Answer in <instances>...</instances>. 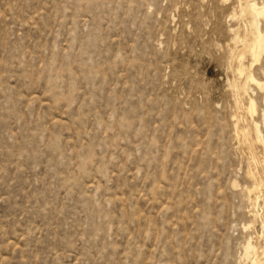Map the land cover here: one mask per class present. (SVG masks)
Segmentation results:
<instances>
[{"label":"rangeland","instance_id":"374dc122","mask_svg":"<svg viewBox=\"0 0 264 264\" xmlns=\"http://www.w3.org/2000/svg\"><path fill=\"white\" fill-rule=\"evenodd\" d=\"M247 1L0 0V264L264 262Z\"/></svg>","mask_w":264,"mask_h":264},{"label":"bare ground","instance_id":"6f19581e","mask_svg":"<svg viewBox=\"0 0 264 264\" xmlns=\"http://www.w3.org/2000/svg\"><path fill=\"white\" fill-rule=\"evenodd\" d=\"M249 1V0H248ZM247 1V2H248ZM247 8L251 11V12H253V14H255V16L258 18V20L257 21H255L254 20V22L253 21H251V22H253L252 24V27H253V29H254V32H253V37H254V39H255V42H256V44L258 45H260V44H262V43H264V31H262L261 29H260V26H259V21H260V19H262L263 17H264V2H262V4H260L258 1H256V0H253L252 2H248V4H247ZM250 23V22H249ZM245 38V37H244ZM252 45V44H251ZM253 46V48H251L252 49V51L254 52V53H258L259 51H258V49H257V52H256V45L254 46V45H252ZM258 48H259V46H258ZM245 51H248V50H245ZM242 53H244V52H242ZM252 54V53H251ZM255 55V54H254ZM242 56H243V54H242ZM256 56V55H255ZM255 56H253V57H255ZM257 57H259V54H258V56ZM240 58V57H239ZM256 58V57H255ZM243 62V61H242ZM238 63V62H237ZM242 64V63H241ZM240 64V65H241ZM239 65V64H238ZM238 67V66H237ZM251 68V67H250ZM239 70V69H238ZM244 70V69H243ZM249 71H250V69H249ZM243 73H245V71L243 72ZM243 75V74H242ZM244 76V75H243ZM246 80V79H245ZM247 80L249 81V80H251V81H254L255 83H257L258 85H262L261 83H260V81H258L254 76H253V73L252 72H249L248 73V77H247ZM250 81V82H251ZM245 82V81H244ZM253 82V83H254ZM233 84H234V82H233ZM247 84H249V83H247ZM246 84H244V86H245ZM233 86V85H232ZM241 87V86H240ZM263 87V86H262ZM234 88H236V87H234ZM242 89V88H241ZM247 90V89H246ZM252 100V99H251ZM239 103V102H238ZM249 107V111L251 112V113H253L255 110H256V103L254 102V101H252L251 103H250V106H248ZM247 110H248V108H247ZM256 112V111H255ZM249 114V113H248ZM258 126V125H257ZM258 129V128H257ZM257 129H256V131H257ZM252 157V156H251ZM263 161H264V159H263ZM263 168V167H262ZM254 174V173H253ZM255 175V174H254ZM254 177H256V176H254ZM257 182V181H256ZM256 184V183H255ZM258 186H260V185H258ZM256 187H257V185H256ZM263 225H264V221H263ZM263 252H264V247H263V250H262ZM260 252V251H259ZM259 252H258V249H257V247L254 245V243L253 242H249L248 243V245L246 246V254H245V257H252L253 258V260L256 262V263H258V262H261V260L263 259V257H260L259 256ZM255 263V264H256ZM262 263V262H261ZM264 263V262H263ZM262 263V264H263ZM260 264V263H259Z\"/></svg>","mask_w":264,"mask_h":264}]
</instances>
